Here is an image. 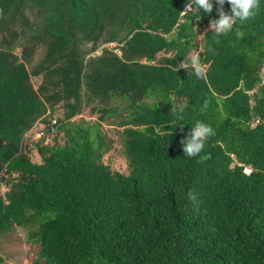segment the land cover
Instances as JSON below:
<instances>
[{"label": "trees", "instance_id": "16d2710c", "mask_svg": "<svg viewBox=\"0 0 264 264\" xmlns=\"http://www.w3.org/2000/svg\"><path fill=\"white\" fill-rule=\"evenodd\" d=\"M186 2L0 0V237L24 229L29 264H264V0L219 43L208 28L197 40L216 0L182 17ZM193 52L206 79L173 71ZM58 103L33 160L25 133ZM82 104L95 121L71 120ZM112 116L126 173L103 160ZM197 120L215 135L190 158L180 141Z\"/></svg>", "mask_w": 264, "mask_h": 264}, {"label": "clouds", "instance_id": "9594fccd", "mask_svg": "<svg viewBox=\"0 0 264 264\" xmlns=\"http://www.w3.org/2000/svg\"><path fill=\"white\" fill-rule=\"evenodd\" d=\"M225 2L226 0H216V5H217L216 12L218 13V18L211 19L209 27L207 29V31H211L214 33L213 36L214 43H219L221 36H226L228 33H230L233 30L234 26L237 24V22L243 24L251 19H254L260 10V0H227V2L231 6L230 12L225 11L224 9ZM213 9H214L213 0H187L184 8L181 11V16L182 17L187 16L188 13L191 12H201V10H203V12L205 13L211 14L213 12ZM236 35L242 37L243 33L237 31ZM105 44L106 45L104 46H109L108 43ZM116 45L117 43L114 44L113 46ZM208 50L214 51V49L211 46H209ZM115 51L117 53L119 52L118 49H115ZM182 68L187 69L188 72L191 71V73L195 75L197 79H206L207 76L206 68L201 63L198 54H190L188 56H185V58L182 61H180L178 64L175 65L173 71L178 72ZM262 70H264V68ZM248 93H252V91H248ZM172 105L173 106L171 108V114L175 116L178 120L183 121L184 114L188 108V104L174 103ZM208 106H209V101L205 100L200 108V111L201 112L206 111ZM46 115H51V116L47 117ZM53 119H55L54 124H52ZM58 119L59 117L53 116L52 113L49 111L45 115L38 117L35 120V122L32 124V126L34 124H37L38 126L41 125V127H37V129L38 131L42 132V136L40 137L35 136L36 141L42 139V143L47 142V140L51 137L50 127L54 126L55 128L57 126ZM179 125L181 127V131H183V125L182 124ZM192 125L193 126L191 130L187 133V136L182 138L180 141V143L183 145V153L190 158L198 156L204 149L206 141L210 137L215 135V130L213 129V127L203 120H197ZM56 131L57 130L55 129L53 133L56 134ZM244 171L246 173H249L250 168L245 167ZM188 198L194 201L196 199V196L193 192L190 191L188 193Z\"/></svg>", "mask_w": 264, "mask_h": 264}, {"label": "rangeland", "instance_id": "374dc122", "mask_svg": "<svg viewBox=\"0 0 264 264\" xmlns=\"http://www.w3.org/2000/svg\"><path fill=\"white\" fill-rule=\"evenodd\" d=\"M32 18V16H30ZM209 24L206 26H202L197 34V40L199 41L201 39V36L203 32L206 30L205 28H208ZM106 43V42H105ZM103 43L98 49L90 53L88 56L97 55L102 52V48L104 45ZM116 44L115 42L108 43L109 46H113ZM90 44H87L86 47L89 48ZM17 54H19V49H16ZM43 49L39 48L37 50L36 55L34 56V60L32 63L34 64L42 55ZM120 54V51L118 52ZM196 54V53H192ZM27 68H30V64H26ZM264 71V70H262ZM32 84L34 88H37V86L41 83L42 77L41 76H32L31 77ZM121 104L120 100L110 102V105L114 104ZM118 106V105H117ZM94 104H90L87 106H84L82 104L81 106V112L74 117L71 118V120H79L80 118H83L85 120H88L90 122H93L97 119L99 116V113L96 109L93 108ZM119 106V110H120ZM52 115L55 117H63L65 112V107H63L62 103H58L52 107ZM119 120L115 117L109 118V123H103L102 128L105 131L106 137L111 141V149L107 151L104 156L103 160L105 162H108L112 170H118L121 172L126 173L127 172V164L125 161V158L122 153V145H121V137L119 135V130L122 129L121 126H118L116 121ZM37 124H34L32 127H30L26 133L25 138L23 141L24 148L27 150V152L30 154V157L33 160H39L40 157L35 149H33V144L36 141L35 136H39L36 132H38ZM36 133V135H35ZM33 134V135H32ZM48 143L52 141L51 137L47 140ZM7 190L5 185H0V194H3ZM34 246H30L29 243L25 240V230L22 228L15 229L11 232H7L3 234L0 237V256L3 258V261L0 262V264H29L32 259L34 258Z\"/></svg>", "mask_w": 264, "mask_h": 264}, {"label": "built area", "instance_id": "2783aa9c", "mask_svg": "<svg viewBox=\"0 0 264 264\" xmlns=\"http://www.w3.org/2000/svg\"><path fill=\"white\" fill-rule=\"evenodd\" d=\"M55 123V119H53L52 120V124H54ZM51 129V132H54L55 131V128H54V126H51L50 127ZM37 134H39V136H36V137H40V136H42V132L41 131H38V132H36Z\"/></svg>", "mask_w": 264, "mask_h": 264}]
</instances>
